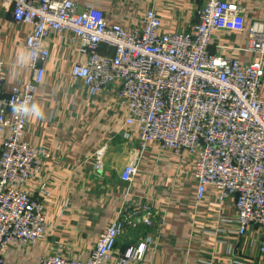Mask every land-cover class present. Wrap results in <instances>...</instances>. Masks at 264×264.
<instances>
[{
    "label": "built area",
    "instance_id": "obj_1",
    "mask_svg": "<svg viewBox=\"0 0 264 264\" xmlns=\"http://www.w3.org/2000/svg\"><path fill=\"white\" fill-rule=\"evenodd\" d=\"M2 1L16 23H30L34 30L27 40L31 81L8 96L0 58V132L10 129L0 152V264H4L3 253L11 242H35L44 233L41 200L19 186L48 155L23 140L27 116L14 107L34 101L46 74L51 31H69L72 42L89 57L87 65L74 66L72 75L84 80L93 95L116 86L118 96L128 103L126 126H138L139 136L121 180L133 181L141 156L152 142L165 150L195 152L199 198L210 185L221 190L223 197L236 196L238 235L259 228L264 251V100L259 96L264 82V17L252 22L248 45L241 49L260 58L242 65L222 56V48L212 43L216 30L244 26V9L233 0H196L195 20L188 29L165 35L158 34L161 22L153 11L145 29L129 31L109 25L102 10L72 0ZM103 47L106 52L101 51ZM122 137L133 139L127 132ZM108 152L109 147H103L92 159L100 177L106 173ZM158 216L148 204L124 207L100 236L88 261L48 257L42 264L141 261L150 237L130 246L120 257L116 254L118 242L141 227L153 230Z\"/></svg>",
    "mask_w": 264,
    "mask_h": 264
},
{
    "label": "crops",
    "instance_id": "obj_2",
    "mask_svg": "<svg viewBox=\"0 0 264 264\" xmlns=\"http://www.w3.org/2000/svg\"><path fill=\"white\" fill-rule=\"evenodd\" d=\"M72 1L102 10L109 25L129 31L145 29L153 11L161 22L159 35L186 31L195 20L197 6L196 0ZM233 1L244 9V26L216 30L212 43L222 48L225 58L247 65L260 58L241 49L248 45L252 22L264 17V0ZM33 30L30 23H16L0 0V58L7 96L31 81L29 58L23 63L20 58L29 57L27 40ZM72 38L69 31L49 33L46 74L32 102L43 116L27 117L23 133L27 144L48 155L19 186L41 200L44 233L35 242H11L3 253L4 264H42L48 257L86 262L122 208L137 204L152 206L159 216L153 230L141 227L119 240L116 254L120 257L130 246L151 238L144 258L128 264H264L263 232L251 227L244 236L238 235L237 197H223L221 190L210 185L199 198L197 153L165 150L152 142L141 156L133 181L121 180L137 146L139 128L126 126L128 103L118 96L116 86L93 95L84 80L72 75L77 63L89 61ZM259 96L264 100V82ZM125 132L133 137L131 142L122 137ZM9 134L8 127L1 130L0 152ZM106 146V173L100 177L92 159Z\"/></svg>",
    "mask_w": 264,
    "mask_h": 264
},
{
    "label": "clouds",
    "instance_id": "obj_3",
    "mask_svg": "<svg viewBox=\"0 0 264 264\" xmlns=\"http://www.w3.org/2000/svg\"><path fill=\"white\" fill-rule=\"evenodd\" d=\"M28 58H29L28 54H24L23 56H21L20 58L21 63H23ZM14 111L19 113L20 115L27 116L29 118L31 117L39 118L43 116V112L37 104H29L27 101L19 105H16L14 107Z\"/></svg>",
    "mask_w": 264,
    "mask_h": 264
}]
</instances>
